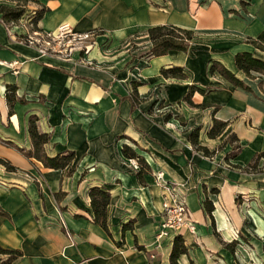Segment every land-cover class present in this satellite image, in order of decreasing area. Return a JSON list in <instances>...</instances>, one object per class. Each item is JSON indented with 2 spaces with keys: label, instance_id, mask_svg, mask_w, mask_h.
Instances as JSON below:
<instances>
[{
  "label": "crops",
  "instance_id": "crops-1",
  "mask_svg": "<svg viewBox=\"0 0 264 264\" xmlns=\"http://www.w3.org/2000/svg\"><path fill=\"white\" fill-rule=\"evenodd\" d=\"M43 7L41 31L67 22L76 32L101 33L86 55L41 54L0 19V140L30 149L28 121L36 116L50 136L48 156L75 153L67 167L53 169L0 142V157L15 167L0 164V246L21 251L10 264H169L176 235L188 250L179 264H264V157L248 166L264 152V75L249 78L234 62L239 51L264 61L248 41L264 45V0H29L25 12ZM161 24L192 30L189 49L150 55L147 29ZM14 60L16 68L3 63ZM214 60L247 89L211 74ZM174 66L184 78L161 73ZM8 85L22 99L11 113ZM191 86L192 102L202 106L183 100ZM213 119L225 126L210 138ZM195 128L210 157L189 141ZM123 145L148 164L143 183ZM161 181L182 192L195 233L182 227L158 236ZM92 186L110 193L108 232L93 221Z\"/></svg>",
  "mask_w": 264,
  "mask_h": 264
},
{
  "label": "trees",
  "instance_id": "trees-1",
  "mask_svg": "<svg viewBox=\"0 0 264 264\" xmlns=\"http://www.w3.org/2000/svg\"><path fill=\"white\" fill-rule=\"evenodd\" d=\"M28 1L29 0H15V4L13 6L0 5L1 22L4 25L16 24L19 21L20 17L24 14L25 4ZM44 11V7L35 11L33 23L34 29H39L37 27V23ZM98 31L101 33V30ZM147 35L151 43L149 54L153 56H160L168 53L171 50L186 52L189 49L190 42L193 39L194 33L192 30L181 28L175 25L161 24L148 28ZM18 37L20 39L21 35H19ZM248 41L258 49L264 51V45L260 42L254 39H249ZM234 62L237 69L241 70L249 78L255 77L256 75H264V61L254 57L248 51L236 52L234 55ZM209 71L211 74L217 72L221 77L225 78L236 87L247 89V85L242 80L237 78L231 70H229L219 61H212ZM161 73L166 77H185V74L182 72V69L180 67L175 66L170 68H163L161 70ZM16 90V86L13 85H8L6 87L5 97L9 105V113L12 112L13 104L15 103V101H22L21 98H17ZM193 90L194 86H191L187 94L184 96L183 100L191 106H202L201 104H194L192 102L191 95ZM131 98L132 108H134L138 103L137 98L134 97V92L133 94H131ZM36 120V116H31L28 121V132L31 140L30 149L26 150L23 148H19L13 145L11 142L5 140H0V142L14 146L18 151H20L23 155L28 158L33 157L37 159L43 164L44 167L53 169H64L74 159L75 153L73 151H66L55 156H48L45 153L44 146L46 143L49 142L50 136L49 134L42 133L38 130ZM224 126V121L213 119V124L207 132V135L210 138H214ZM197 136L198 128H195L189 134L188 137L193 148L198 151H201L203 155L210 157L212 152L209 151L206 147L198 144ZM230 140L232 142L236 141L235 135H231ZM239 148V144L236 143L235 145H233V150L237 151L239 150ZM121 152L123 156L127 158H134L137 160L138 170L136 172V176L139 182L143 183L142 175L150 170L144 158L138 155L135 150L129 145H123L121 148ZM261 157H264V152H260L259 154H257L248 166L251 168L255 167L257 161ZM0 164H2L8 171L15 170V167L8 160L3 159L1 157ZM71 172L72 169L69 168L67 173L70 174ZM89 198L90 205L94 213L93 221L108 232V226L106 222V207L110 201V193L106 190L101 189L98 186H92L89 188ZM203 204L205 211L210 214L213 208L212 202L208 198H206L203 201ZM0 214H4V212L0 210ZM129 223H132V221H130ZM127 226L128 224H125L123 228H126ZM187 251V246L185 245L182 236L176 235L172 242V247L169 255V264H179V256L181 254H186ZM0 255L3 256V258L0 260V264H10L19 256H21V251L16 249H7L0 246ZM190 264L195 263L193 261H190Z\"/></svg>",
  "mask_w": 264,
  "mask_h": 264
},
{
  "label": "built area",
  "instance_id": "built-area-1",
  "mask_svg": "<svg viewBox=\"0 0 264 264\" xmlns=\"http://www.w3.org/2000/svg\"><path fill=\"white\" fill-rule=\"evenodd\" d=\"M26 5V4H25ZM36 9L33 8L20 17L16 24L5 25L11 31L12 28H20L22 42L29 44L39 50L41 54L59 52L65 56L71 55L74 51H79L86 55L89 48L95 43L98 30H87L84 32H76L67 22L61 23L55 31L45 32L40 29H34V16ZM84 62L91 63L86 57H81ZM7 66L16 68L19 60L12 62H3ZM127 164L133 170H138V162L134 158H128ZM160 182V175L156 177ZM163 190L161 208L163 212V223L158 236L166 233L167 229L179 230L182 227L188 228L195 233V225L189 217V212L182 192L176 184L168 181H161Z\"/></svg>",
  "mask_w": 264,
  "mask_h": 264
}]
</instances>
